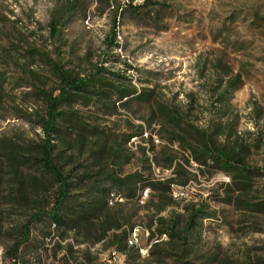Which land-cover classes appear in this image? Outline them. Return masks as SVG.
I'll list each match as a JSON object with an SVG mask.
<instances>
[{
	"label": "rangeland",
	"instance_id": "1",
	"mask_svg": "<svg viewBox=\"0 0 264 264\" xmlns=\"http://www.w3.org/2000/svg\"><path fill=\"white\" fill-rule=\"evenodd\" d=\"M67 1L0 0V68L8 71L12 78L30 80L31 72L47 76L38 59L22 54L24 50L34 49L82 74L92 66H101L129 77L136 88L153 90L155 101L177 108L195 126L211 130L216 127L212 123L218 122L220 141L237 138L253 146L249 161L259 171L249 198L263 199L264 0H114L119 10L116 14L118 45L113 48L106 45L113 8L104 7L98 0H85V13L76 14L67 24L62 34L64 44L56 49L57 44L49 35L48 22L54 10ZM235 75L240 76L239 86L230 94L228 106L221 109L214 101L215 95ZM46 85L51 82L47 80ZM16 102L27 112L40 106L33 100L23 103L17 99ZM153 106V103H135L132 109H119L116 115L110 116L96 113L93 107L81 110L89 121L109 127L115 133L128 132V122L143 126L142 135L135 140L132 137L127 143L133 158L123 166V174L139 170L141 153L137 145H148L151 137L154 151L148 154L151 157L155 153L158 160L157 164L150 159L152 179H173L174 203L158 216L166 219L184 216L185 206L197 207L201 203L216 212L215 219L204 221L199 243L203 253L218 252L221 258L238 264H249L250 258L264 259V212H248L222 202L228 177L221 172L211 175L192 161L186 163L188 179L183 183L184 176L175 174L173 166H167L161 157L163 152L170 151L178 162L184 163L186 154L176 143H169L162 137L159 121L147 124ZM16 135L35 142L42 137V132L33 122L17 118L7 106L5 111H0V137ZM173 186L177 187L175 193ZM144 190L146 198L142 197ZM237 196L240 195L234 197ZM115 202L119 203L112 208L120 206V215L126 216L128 223L139 229L144 250L154 228V225L149 228V217L155 213L153 204H157V199L151 198L150 189L144 188L139 190V202H127L112 193L108 204ZM112 212L115 214L114 210ZM242 226L247 227L239 231ZM253 226L258 230L252 231ZM31 238L37 244L36 250L43 246L36 253L37 257L41 256L40 264H67L62 256L72 261L73 257L83 260L82 253L87 249L86 256L91 258L92 264H108L112 251L116 250L107 243L95 244L74 233L60 237L54 232L47 235L41 229H34ZM46 239L49 241L45 246ZM56 244L60 248L54 257ZM68 244L72 245L71 253L66 249ZM0 246L5 253L2 241ZM170 247L165 243L160 248L169 250ZM137 251L141 258L149 255V252ZM32 253L29 251L31 260ZM122 254V264H126V254ZM180 262L173 256L161 261L148 257L141 259L140 264Z\"/></svg>",
	"mask_w": 264,
	"mask_h": 264
},
{
	"label": "trees",
	"instance_id": "2",
	"mask_svg": "<svg viewBox=\"0 0 264 264\" xmlns=\"http://www.w3.org/2000/svg\"><path fill=\"white\" fill-rule=\"evenodd\" d=\"M104 7L113 8L112 27L106 45H118L116 14L119 6L114 0H98ZM85 0H69L57 7L48 22L49 35L56 42V49L64 44L62 34L72 18L85 13ZM38 59L48 75L31 72L32 79L12 78L0 68V111L8 106L17 118L33 122L42 132L38 141H27L19 136L0 137V241L5 244V257L15 259L14 264H40L36 255L37 244L31 238L34 229L43 233L54 232L60 237L69 233L126 254L127 264H140L138 251L125 242L128 231L134 228L121 208L108 204L113 193L127 202H139V190L147 188L151 198L157 199L155 213L149 217L150 234L166 233L168 240L154 244L149 255L159 261L175 257L181 264H238L220 257L218 252L203 253L199 247L204 221L215 219L216 212L208 205L185 206L184 216L173 218L158 216L174 203L171 196L173 179L153 180L150 159L158 164L153 140L138 146L141 153L139 170L123 174V166L132 161L127 143L132 137L141 136L143 126L128 122L129 131L115 133L86 118L81 108L93 107L102 116L116 115L119 109L130 110L133 104H151L147 124L159 121V132L169 143H176L186 154L184 163L178 162L170 151L163 152V161L173 166L174 173L188 179L186 163L194 162L213 175L221 172L229 182L224 184L222 202L248 212H264V198L250 200L258 167L251 163L253 146L237 138L220 141V126L203 129L195 126L177 108L154 100L153 90L136 88L131 78L112 73L101 66H92L85 74L66 68L65 63L34 49L22 51ZM60 53L57 52V56ZM226 69V68H224ZM227 74H229V71ZM51 85H46V81ZM240 76L227 80L224 89L215 95L219 108L228 106L230 94L239 86ZM25 89V90H23ZM27 89V90H26ZM213 91H217L213 88ZM38 101L40 106L27 112L16 100ZM229 134V133H228ZM149 153V154H148ZM114 189L116 192H114ZM236 195H240L234 197ZM115 214H112V211ZM241 223H244L241 222ZM126 227V228H125ZM247 226H242L243 231ZM252 231L258 228L253 226ZM112 233L109 235V232ZM169 243V250L160 248ZM54 245V244H53ZM54 248V247H53ZM52 248V249H53ZM60 248L56 244V250ZM66 249L72 252V245ZM52 250V251H53ZM88 250V249H87ZM87 250L83 260L73 261L62 256L67 264H92ZM33 251V260L29 259ZM41 255V254H40ZM251 259V260H250ZM249 264H264L261 257L250 258ZM70 260L72 263H70Z\"/></svg>",
	"mask_w": 264,
	"mask_h": 264
},
{
	"label": "bare ground",
	"instance_id": "3",
	"mask_svg": "<svg viewBox=\"0 0 264 264\" xmlns=\"http://www.w3.org/2000/svg\"><path fill=\"white\" fill-rule=\"evenodd\" d=\"M142 197L146 198L147 197V191L144 190L142 193ZM168 240V235L166 233H162L160 235H153L151 240L149 241L148 245L144 248V250L141 248V242H140V234H139V229L137 227L133 228L131 231L128 232L125 242L128 247H133L136 250H140L144 254L149 252L150 248L162 241H167ZM148 255V254H147ZM123 254L120 251L113 250L111 254V259L114 261V264H122L123 262ZM0 260H6L5 253L2 247H0Z\"/></svg>",
	"mask_w": 264,
	"mask_h": 264
},
{
	"label": "built area",
	"instance_id": "4",
	"mask_svg": "<svg viewBox=\"0 0 264 264\" xmlns=\"http://www.w3.org/2000/svg\"><path fill=\"white\" fill-rule=\"evenodd\" d=\"M137 137H134V140L136 139ZM158 140V139H157ZM133 144H135V142L133 141ZM176 186H173V193L176 192ZM172 193V194H173ZM119 196L118 194L115 196L117 197ZM47 242H45V246H46V243H48L49 239H46ZM0 247H3V246H0ZM15 262V259H9L8 257H6V260H0V264H14ZM108 264H114V261L111 259V260H108Z\"/></svg>",
	"mask_w": 264,
	"mask_h": 264
},
{
	"label": "crops",
	"instance_id": "5",
	"mask_svg": "<svg viewBox=\"0 0 264 264\" xmlns=\"http://www.w3.org/2000/svg\"><path fill=\"white\" fill-rule=\"evenodd\" d=\"M152 237H153V235L152 234H149V236H148V242L151 240ZM148 257H151V256L148 255L147 257H144V258H148ZM139 258H140V260H139L140 262H141V259H144V258H141L140 256H139ZM151 258H153V257H151ZM125 260H126V258H125Z\"/></svg>",
	"mask_w": 264,
	"mask_h": 264
}]
</instances>
